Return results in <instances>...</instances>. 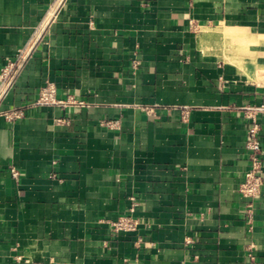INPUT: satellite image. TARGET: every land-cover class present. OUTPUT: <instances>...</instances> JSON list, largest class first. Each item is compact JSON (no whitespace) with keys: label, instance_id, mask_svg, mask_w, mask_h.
Instances as JSON below:
<instances>
[{"label":"crops","instance_id":"1","mask_svg":"<svg viewBox=\"0 0 264 264\" xmlns=\"http://www.w3.org/2000/svg\"><path fill=\"white\" fill-rule=\"evenodd\" d=\"M33 43L0 103V264H264V186L251 222L239 191L264 0H0V76Z\"/></svg>","mask_w":264,"mask_h":264},{"label":"built area","instance_id":"2","mask_svg":"<svg viewBox=\"0 0 264 264\" xmlns=\"http://www.w3.org/2000/svg\"><path fill=\"white\" fill-rule=\"evenodd\" d=\"M35 43L30 46L20 48L14 59L10 60L1 71L0 76V103L9 94L16 82L17 73L24 67L27 60L32 56ZM138 61H134V66ZM55 88L52 83H47L41 90L40 101H55ZM0 116L8 120H16L23 116V111L18 108L0 109ZM248 130L246 148L249 153L250 165L245 173L244 180L240 184L239 191L246 199L247 211L246 217L249 222L254 215L255 201L260 196L264 186V177L262 170V146L259 138V123L254 117ZM14 177L19 176V171L15 168L11 170ZM132 210H134L132 208ZM140 225V220L132 215H124L111 222V228L114 233L136 231Z\"/></svg>","mask_w":264,"mask_h":264},{"label":"bare ground","instance_id":"3","mask_svg":"<svg viewBox=\"0 0 264 264\" xmlns=\"http://www.w3.org/2000/svg\"><path fill=\"white\" fill-rule=\"evenodd\" d=\"M210 36H211V32H210V30L205 29L204 32H203V34H202L201 40H202V41H203V40H206V39H208V37H210Z\"/></svg>","mask_w":264,"mask_h":264},{"label":"rangeland","instance_id":"4","mask_svg":"<svg viewBox=\"0 0 264 264\" xmlns=\"http://www.w3.org/2000/svg\"><path fill=\"white\" fill-rule=\"evenodd\" d=\"M196 31L198 32L199 31V28H196ZM202 36V35H201Z\"/></svg>","mask_w":264,"mask_h":264}]
</instances>
